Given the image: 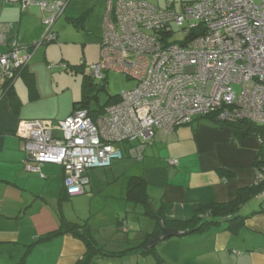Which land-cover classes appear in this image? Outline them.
I'll use <instances>...</instances> for the list:
<instances>
[{"label": "crops", "instance_id": "obj_1", "mask_svg": "<svg viewBox=\"0 0 264 264\" xmlns=\"http://www.w3.org/2000/svg\"><path fill=\"white\" fill-rule=\"evenodd\" d=\"M30 1L0 0V22L13 25L9 38L22 45L34 44L46 30L44 17L42 20L46 12ZM86 7L79 6L78 0H68L63 15L68 8L67 18L73 21ZM91 20L90 14L83 27L73 23L77 29L91 32ZM4 49L0 45V51ZM33 56L28 71L34 74L39 93ZM21 77L14 80L13 91L6 93L0 70V264H76L87 247L70 232L30 248L60 227L59 210L67 221L89 225L95 243L108 253L96 256L90 264H264L263 194L242 205L240 213L245 220L236 231L226 223L187 235L177 229L178 236L165 239L149 253L142 250L154 248H147L150 242L145 248L139 246L161 224L143 215L142 205L126 198L130 177L139 175L147 183L151 202L164 207L169 221L190 219L206 204L232 200L240 188L255 181L254 162L261 145L258 137L240 138L230 126L201 118L168 134L160 130L141 160L125 154L110 167H98L100 202L97 215L89 217L82 214L79 202L86 197L91 203L95 200L90 172L97 168L88 171L89 183L84 193L71 201L73 210L69 211L67 200L71 197L61 201L64 171L60 165L45 164V177L24 167L23 139L16 130L20 120L37 117H32L30 109V98L36 93ZM169 159H177L178 164L169 163ZM120 219L125 220L121 221L126 230L120 228Z\"/></svg>", "mask_w": 264, "mask_h": 264}, {"label": "built area", "instance_id": "obj_2", "mask_svg": "<svg viewBox=\"0 0 264 264\" xmlns=\"http://www.w3.org/2000/svg\"><path fill=\"white\" fill-rule=\"evenodd\" d=\"M30 2L49 14L44 36L22 45L9 38L13 25L0 22L2 83L19 77L39 45L57 40L53 25L68 4ZM99 44L90 76L104 80L113 70L137 85L96 117L82 108L58 121L22 119L16 130L25 169L45 177V164L60 165L69 196L84 193L90 169L110 167L125 154L141 160L159 130L167 134L213 113L224 122L264 125V0H193L181 10L146 0H108Z\"/></svg>", "mask_w": 264, "mask_h": 264}, {"label": "rangeland", "instance_id": "obj_3", "mask_svg": "<svg viewBox=\"0 0 264 264\" xmlns=\"http://www.w3.org/2000/svg\"><path fill=\"white\" fill-rule=\"evenodd\" d=\"M79 6L87 5L85 9H91V23L87 30H79L75 27L73 21L67 18L70 10L60 16L53 25V31L58 34L59 38L56 41L41 44L36 49L33 60L32 69L36 73V84L38 91L34 97L30 98L32 117L47 118L54 121L64 119L73 110V104L83 99L86 95L89 97L91 109H98L100 105L106 103L111 97L121 94L125 90L134 88L137 85V80L128 78L125 74L116 71H110L106 75L107 85L105 89L94 88L89 89L87 94L83 88V77L89 74L88 68L93 62H96L100 54V44L97 43L102 35L104 16L107 10L108 0H78ZM161 8H165L168 4H173L177 10L182 9L184 2L193 0H146ZM48 13L43 17L47 18ZM44 34L34 42L38 43L42 40ZM24 45V44H23ZM47 60V61H45ZM34 61L37 64H34ZM85 66L74 67V65L82 64ZM66 63L68 69L49 68L50 63ZM23 78V77H21ZM95 84H100L99 79H94ZM238 88V87H236ZM30 94V91H27ZM132 162L137 163L134 159ZM90 177L94 180V187L91 189L95 200L91 203L90 199L83 198L79 202V209L86 216L97 215L98 203V168L90 172ZM79 196H73L67 201V208L72 211L73 204L71 201ZM98 220V219H97ZM96 220V221H97ZM122 219L119 221L121 222ZM125 221V220H123ZM131 223H128L129 226ZM123 230V226L120 227Z\"/></svg>", "mask_w": 264, "mask_h": 264}, {"label": "trees", "instance_id": "obj_4", "mask_svg": "<svg viewBox=\"0 0 264 264\" xmlns=\"http://www.w3.org/2000/svg\"><path fill=\"white\" fill-rule=\"evenodd\" d=\"M91 9L92 8L87 9L80 17L73 19L75 24L83 27L85 25L88 16L91 13ZM57 39H58V35H57ZM28 65L19 71V76H22L25 79L26 83L28 84L32 92L37 93L34 74L28 71ZM79 66L83 67V65L81 64L74 65V67H79ZM100 82H101L100 84H95L94 78L90 76V74H85L83 77V88L85 90V93L87 94V91L92 88L96 89L97 91L98 89L99 90L105 89L108 83L107 78H105L104 80H100ZM3 91L6 93H11L13 91V83L11 84L10 81L4 82ZM119 95L120 94L111 96L106 101V103L100 105L97 110L91 109L89 107L90 100L89 97H87L86 95L83 99L73 104L72 111L76 109L84 108L89 111L91 116L96 117L97 115L102 113L108 105L118 102L120 99ZM216 115L217 114L213 113V114L197 117L194 119V121L198 118H201L203 120L210 119V121L214 123L230 126L240 138H244L248 136H256L259 138L261 142L260 149L258 151V154L254 162V168L256 172L255 177L258 174H260L261 178H255V181L252 185L240 188L234 199L225 202H211L209 204H206L200 207L196 211L195 215L190 219H182V220L178 219V220L169 221L164 215V207L163 206L155 207L151 202L150 195L147 191V183L142 176L139 175L132 176L128 181L126 198L129 201H133L136 204L142 205L143 215L157 220L160 224L161 221H164L168 227L181 230L182 235L202 232L213 226H218L222 223H226L228 229L232 231H236L238 228L243 226L245 220V216H243L240 213L242 205L254 196L260 194L264 195V125L254 123L249 120H239L237 122H224L218 119ZM194 121L189 125H192ZM149 146L150 145H148L147 148ZM62 196L64 197L61 198V201L67 200L68 197L69 198L72 197L67 195L64 189L62 191ZM59 212H60L59 214L61 215L60 227L48 233L47 235L39 238L37 241L33 242L30 245V248L33 247V245H35L39 241L40 242L48 241L58 236L59 234H62L63 232H70L77 238L82 239L87 247V251L85 252L84 256L76 264H90L92 259H94L96 256L108 255V253L104 250L103 247H100L97 243H95L94 234L89 225L85 223L79 224V223L69 222L64 218L62 211L59 210ZM122 221L120 223L122 224L123 229L126 230V224L123 223ZM160 233H161V227L158 228L156 233L148 235L145 239V242H143L139 247L145 248L147 244L151 242L154 238L159 236ZM154 250L155 247L149 250L143 249L142 252L149 253V252H153ZM19 264H23V263L21 262Z\"/></svg>", "mask_w": 264, "mask_h": 264}, {"label": "water", "instance_id": "obj_5", "mask_svg": "<svg viewBox=\"0 0 264 264\" xmlns=\"http://www.w3.org/2000/svg\"><path fill=\"white\" fill-rule=\"evenodd\" d=\"M179 233V230L170 228L164 221H161V233L148 244L147 248L154 247L169 237L178 236Z\"/></svg>", "mask_w": 264, "mask_h": 264}]
</instances>
